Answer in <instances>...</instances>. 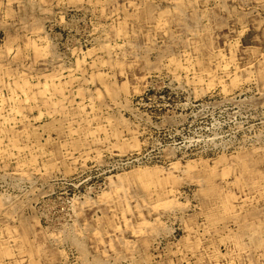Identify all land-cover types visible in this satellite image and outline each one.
I'll return each instance as SVG.
<instances>
[{
  "label": "rangeland",
  "instance_id": "374dc122",
  "mask_svg": "<svg viewBox=\"0 0 264 264\" xmlns=\"http://www.w3.org/2000/svg\"><path fill=\"white\" fill-rule=\"evenodd\" d=\"M0 264H264V0H0Z\"/></svg>",
  "mask_w": 264,
  "mask_h": 264
},
{
  "label": "bare ground",
  "instance_id": "6f19581e",
  "mask_svg": "<svg viewBox=\"0 0 264 264\" xmlns=\"http://www.w3.org/2000/svg\"><path fill=\"white\" fill-rule=\"evenodd\" d=\"M120 33H121V32H120ZM34 45H35V44H34ZM28 47H29V46H28ZM176 62H177V61H176ZM176 65H178V63H177ZM180 66H181V65H180ZM235 79H236V78H235ZM235 79H234V80H235ZM236 81H237V79H236ZM21 84H22V83H21ZM10 141H11V140H10ZM29 163H30V162H29ZM139 174H140V173H139ZM165 202H166V201H164L162 204L164 205ZM162 204H161V205H162ZM168 204H169V203H168ZM165 205H166V204H165ZM155 206H157V205H155ZM155 206H154V207H155ZM228 208H229V207H228ZM230 209H231V208H230ZM246 210H247V209H246ZM223 212H224V211H223ZM143 222H144V221H143ZM146 224H147V223H146ZM140 225H141V224H140ZM224 235H225V234H224ZM226 237H227V236H226ZM226 237H225V238H226ZM228 238H229V237H228ZM237 249H238V248H237ZM246 251H247V250H246ZM197 258H198V256H197ZM231 263H232V262H231Z\"/></svg>",
  "mask_w": 264,
  "mask_h": 264
}]
</instances>
